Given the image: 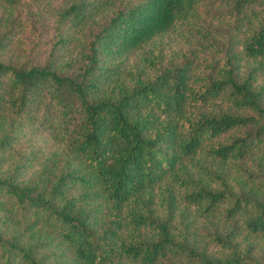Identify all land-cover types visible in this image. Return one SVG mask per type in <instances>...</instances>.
I'll list each match as a JSON object with an SVG mask.
<instances>
[{
  "label": "trees",
  "instance_id": "obj_1",
  "mask_svg": "<svg viewBox=\"0 0 264 264\" xmlns=\"http://www.w3.org/2000/svg\"><path fill=\"white\" fill-rule=\"evenodd\" d=\"M27 1L52 35L30 56L0 0V264H264V0Z\"/></svg>",
  "mask_w": 264,
  "mask_h": 264
},
{
  "label": "rangeland",
  "instance_id": "obj_2",
  "mask_svg": "<svg viewBox=\"0 0 264 264\" xmlns=\"http://www.w3.org/2000/svg\"><path fill=\"white\" fill-rule=\"evenodd\" d=\"M60 0H55V4L59 2ZM39 5H42L43 3H38ZM30 10V5L27 0H24L22 4H20L19 7H17L16 11L20 15L19 17L21 18V21L23 20V29H22V36H23V44L26 48V50L29 51L30 56H36L37 50L39 48H42L43 50H46L49 45H50V40H51V21L50 23L47 22H37L35 23L34 19L31 18L30 15L38 16L35 14H40L38 11L34 10L32 14ZM36 29V31H35ZM41 30V32H40ZM38 41L39 45L34 48L32 51L30 50L31 44ZM41 44L43 46H41ZM41 46V47H40Z\"/></svg>",
  "mask_w": 264,
  "mask_h": 264
}]
</instances>
